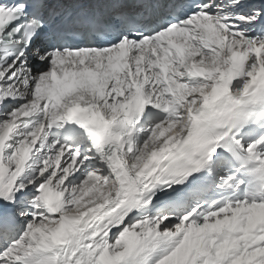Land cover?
Returning <instances> with one entry per match:
<instances>
[{
  "label": "snow or ice",
  "instance_id": "obj_1",
  "mask_svg": "<svg viewBox=\"0 0 264 264\" xmlns=\"http://www.w3.org/2000/svg\"><path fill=\"white\" fill-rule=\"evenodd\" d=\"M0 264H264V0H0Z\"/></svg>",
  "mask_w": 264,
  "mask_h": 264
}]
</instances>
